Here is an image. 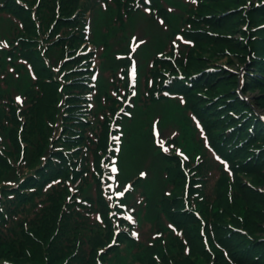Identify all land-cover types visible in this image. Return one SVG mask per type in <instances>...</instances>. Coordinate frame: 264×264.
Returning <instances> with one entry per match:
<instances>
[{
  "label": "rangeland",
  "instance_id": "374dc122",
  "mask_svg": "<svg viewBox=\"0 0 264 264\" xmlns=\"http://www.w3.org/2000/svg\"><path fill=\"white\" fill-rule=\"evenodd\" d=\"M150 6H153L157 9L159 6L162 5L164 10L161 9V17H169L172 16L173 20L175 21V27H178L180 24L182 25L181 28L175 33L177 35V39L175 40L174 44L172 45L169 50H173V52L167 55H171L172 59L171 62H160L157 65H154L153 69L155 70L154 74L151 73V80L147 86V95L141 93L138 98V101H133V108L139 107V105L149 107V112H136V119L131 121L127 126V132L124 134L125 130H121L119 133L120 140L118 145V152L115 162L116 168V180L119 183H123L128 178L138 175L142 173L145 175L143 180H149L152 178L148 168L150 166V157L147 154H143L142 156L139 155V149L143 145V140L148 132V127L153 126L159 133V135H163L168 139V141H164L165 145L169 147L171 150L170 152L174 155H181L184 152H187L184 156L189 159L191 162L198 160L202 156V147L200 141L197 137V133L195 128L193 127L194 124V116L189 110L191 108L194 110L195 106L203 103V97L208 99L206 102L210 103L211 106L217 105V103L212 100V96L207 94H203V83H200L201 80H190L186 84L182 83L180 80L179 72L183 71L187 73L188 71H196V70H203V67L208 69H212L213 67H223L225 66L227 69H231V71L237 70L239 65H242L243 62L246 60L249 54H254L255 50L260 52L264 56V14L258 13L256 10H249V7H252L255 1L259 0H221V1H212L207 2L205 5L203 4V0H147ZM0 3L1 0H0ZM166 4V5H164ZM234 9L235 13L232 18H226L225 20H219L223 23V29H216L211 33V28L206 26L203 19V13H211L216 14L221 11H225L228 9ZM258 13V14H257ZM0 15H2L0 13ZM143 16L132 18H124L117 15L116 18L114 14L104 15V17L98 18L95 21V25L102 24L104 29V36L100 39L98 33L94 34L91 39L93 43L89 45L88 51L95 53L90 56L92 62L96 64H100L101 67L107 72L104 73V78L98 80V89L97 93L101 92L104 94L105 100L107 105L110 107V112L113 115H110L108 121L111 123H117L116 120H119V115L115 114V108L117 110L122 108L126 103V99L130 98V93L127 94V98L125 100H118V98H112L114 93L117 90L122 88V85L126 87V82L124 84H120L117 79L116 70L122 64V60H115L112 65L103 62L104 59L108 57H115L116 48L114 46V39L121 37V33L125 31L128 26H133V33L137 35L138 39H141V42L137 43L135 47H131L129 50V55H125V57H129L130 60L134 64V80L132 84L139 85L143 82L146 73L148 71L150 65L151 54L154 51L152 46V39L154 42V34L156 33V39L160 41H166V37L159 38L161 35V30L163 29V25L161 24L162 20L154 18V21H150L146 18L144 14H140ZM4 18L0 17V41L3 40L4 34L7 31L6 28V17L2 15ZM125 16V15H123ZM176 17V20H175ZM160 28V29H158ZM118 33V35H116ZM131 31H128L124 37L129 39L131 36ZM203 33H205L209 38H218L213 42L203 43ZM150 39L149 40L147 39ZM6 38L8 35L5 36ZM104 39V40H103ZM103 40V41H102ZM11 41V37H10ZM97 41L98 43H94ZM123 45L126 46L125 42H122ZM244 46V47H242ZM95 47V48H94ZM251 50L250 52L248 51ZM248 53V55H247ZM122 55V53H121ZM5 57H0V78H1V85H0V109L6 107V104H14L18 99H16L17 95H21L22 93H29V75L27 71L21 67H16L14 71L10 69L7 64L4 62ZM205 60L207 61L205 63ZM263 61V59L259 60ZM69 65L71 62L68 63ZM206 64H209L207 66ZM264 65V62H263ZM66 65H63V69L66 68ZM113 69L111 70L109 69ZM173 70L172 74L169 72ZM260 74H264L263 71L260 69L258 70ZM174 75L176 82L175 85H171L168 87V90H165V93H168L169 96L167 98L161 100H155V95L161 96V89L164 86V79L168 76ZM79 74V82H84L85 78H80ZM123 78V77H122ZM130 78V77H129ZM203 78V74L201 75ZM109 81L107 82L106 81ZM148 81L146 78L145 83ZM200 83V84H199ZM112 84V88H107ZM53 87V84L50 85ZM224 89V88H223ZM257 90V89H256ZM141 91L142 87H141ZM257 93L264 94V86L257 90ZM246 95L249 96L247 93ZM115 97H121L120 94H117ZM53 98L57 99L56 96ZM212 100V102H210ZM159 105V106H157ZM124 109L121 110V115L124 114ZM169 112V116L168 113ZM73 113L75 110L72 111ZM191 113V117L190 114ZM195 112V111H194ZM9 111L5 110L3 113L6 115L4 122H6L7 127L5 130L0 131V156L6 159L7 166H9V170L7 167L0 166V203L4 205L5 203H12L16 196L19 194L21 195V200L29 198L26 193H14L12 188H7L9 185V181L17 178V176L21 175V167L18 160L21 156L19 150L11 146V137H10V129H11V121L10 115L7 116ZM196 113V112H195ZM242 116H246L247 112H243ZM222 119H225L223 117ZM239 120L236 117L232 116L231 121ZM168 121L170 125L168 127ZM227 124V123H226ZM120 128V126H119ZM125 129V128H124ZM113 135H116L113 133ZM169 136V137H168ZM154 135L152 134V128H150V133L148 138L145 139L147 143V149L153 155L158 157V160H153V165L155 170L163 169L165 164H168V167L174 166L173 159L174 158H164L161 159L159 154V150L157 145L155 144ZM115 143H116V138ZM166 139V138H165ZM260 145H262L263 141H257ZM205 144V143H204ZM169 150H167L168 152ZM97 153L94 152L90 154L87 158L88 160H92L96 158ZM205 158V156H203ZM108 162V159H106ZM150 169V168H149ZM8 171H11L12 178H5V173L7 177ZM153 173V171L150 169ZM255 182L251 181L247 184L248 187L245 189L248 193H254V195H248L250 197L245 198L242 196L243 199L249 201L255 200L259 201L258 205H251L254 212L252 214H248L245 218L244 213L241 212H231L229 215H225V219H229V221H240V218L247 219L246 222H238L236 227L239 223L243 224L239 227L245 235L248 231L250 234L251 230L255 228L256 232L253 235H260L264 232V203L262 202L263 199L260 197L262 194L264 195V184L259 178L254 175L252 178ZM162 181V180H161ZM141 181L137 180L136 183V190H142L147 194H150L157 186L150 185L146 183L145 185ZM140 185V186H139ZM183 185V184H182ZM255 185V186H254ZM161 183L159 182V187ZM25 185H21L20 189H23ZM31 187H36L33 184H27L25 189L29 191ZM140 187V188H139ZM229 187L232 188L230 185ZM38 189L45 193L47 189L38 187ZM182 189V186H181ZM258 190L262 193H259ZM90 191L95 192L94 190H87L85 192H81L78 197L82 198L83 201L87 202L90 206L89 198L87 196L90 195ZM240 190L238 189V192ZM228 192V191H227ZM225 192V193H227ZM261 194V195H260ZM109 198V197H108ZM43 199V198H42ZM110 200V199H109ZM99 204L97 205V212L100 214L103 222L101 223L100 227L98 228V236L99 241L97 246L94 249H103L107 244L110 243V240L114 236V231L111 228V223L115 220V214H109L108 211V204L105 199L99 198ZM30 202L23 203L21 205V210L24 212V216L27 220L38 222L40 220V209L37 206V202H33L34 207L27 208V205ZM263 203V204H262ZM105 211H103V210ZM216 207L210 204L209 207H204L201 209L202 212H207L205 216L209 219L213 218V214L210 211L215 210ZM7 209H5L6 211ZM257 211V212H255ZM106 212V213H105ZM72 215V211L68 210L67 208H63L62 206L59 209L57 222L63 225L64 230H68L67 224L70 222ZM5 216L4 214L0 213V223L2 221V217ZM113 219V220H112ZM249 223H253L249 227ZM9 221H7V224ZM199 226V225H198ZM139 227L141 229H145L146 224L142 221L139 222ZM249 227L246 231V228ZM12 232L8 235L9 238L14 239V235L16 232L14 229H10ZM24 230H27L25 227ZM164 239L166 241L173 240L171 232H163ZM60 235V228L53 234L52 239L54 241ZM130 239V236L123 235L120 239V244H115L117 238H115V242L109 245L103 253L114 252V251H123L125 247V243ZM202 244V240H201ZM64 255V253H63ZM195 262L198 264L203 263V260L194 259ZM212 262V261H211ZM210 262V264H211ZM39 264H42L41 260H39ZM209 264V263H207Z\"/></svg>",
  "mask_w": 264,
  "mask_h": 264
},
{
  "label": "trees",
  "instance_id": "16d2710c",
  "mask_svg": "<svg viewBox=\"0 0 264 264\" xmlns=\"http://www.w3.org/2000/svg\"><path fill=\"white\" fill-rule=\"evenodd\" d=\"M64 1V2H63ZM60 4V11L55 12L53 15V0H43L39 9L47 10L48 21L40 23V27L37 28L35 24L30 28H25L23 32L17 31L13 28L12 36L14 39H18L19 47L22 51L27 50L32 57L42 64H44L40 53L36 50V46L42 42L43 33L45 30L50 31L49 39L51 45L59 47L61 37L63 39L66 29H68V23L66 17H69L71 11L76 7V0H63ZM203 4L218 0H203ZM7 7L11 11L20 10L14 6V2L10 1ZM254 11V10H253ZM260 13V10H256ZM10 12L11 14H14ZM23 13V12H22ZM257 13V14H258ZM25 14V24L28 27L30 24L27 13ZM209 13H203V19L206 26L211 28V33L216 29H225L223 23L219 20H225L226 18H232L227 16L222 19H205V15ZM54 23V26L50 25ZM63 29L62 32H60ZM58 35L57 41L53 39ZM220 36H218L219 38ZM218 38H209L203 33V43L213 42ZM244 47V46H242ZM249 49V47H248ZM30 57V56H28ZM35 60V61H36ZM250 66L253 68L252 75L246 76V87L244 92L249 94L250 100L242 101L236 92L238 89L237 74L219 68L220 72L217 74H204L203 75V94L209 93L213 98H219L222 102L220 105L211 106L206 102L208 99L203 97V103L195 106L194 111L201 119L202 124L208 132L211 142L217 144V152L228 160L233 172V179L230 180L223 172H219L217 180L213 183L210 192L212 198L206 200L207 188L201 192L203 202L197 203L198 208L204 209V207L215 206L216 209L210 211L213 214V218L209 219L207 212H202L203 219L206 223L205 229L200 232V223L198 226L197 221L192 215L183 213V203L180 199L181 186L183 184L181 176H178L176 171H169L170 182L175 185V190L169 198H162L160 201V207L166 218L172 221L178 228L182 229L183 236L187 241L188 252L183 255L181 250V243L174 237L171 241H166L164 244L159 242L155 243L153 247L147 248L145 245L139 253L135 255H126L124 253L114 251L111 256V262L114 264H198L194 259H201L203 263L207 264H264V232L260 235H253L256 232L255 228L251 230L250 234L247 229L253 225L249 223V227L246 228L248 235H242L231 229H239L243 224L238 222H246L245 219L248 214L254 212L251 205H258L259 201L251 199H243L250 197L248 195H254V193H248L245 191L248 185L243 178L250 182H255L252 178L256 175L259 180L264 184V149L261 150L259 156L255 155L259 148L257 141L264 142V125L258 122L257 116L254 114V109H262L264 111V94L257 93V90L264 86V74H260L259 69L264 73V66L260 63H256L255 59H251ZM207 61L205 60V63ZM243 64H247L245 60ZM207 66L209 64H206ZM249 64H247L248 66ZM205 66L203 67V71ZM39 75L41 74L38 73ZM224 88V89H223ZM257 89V90H256ZM221 96V97H220ZM228 100H230L228 102ZM212 102V100H210ZM252 104V105H250ZM47 105H37L35 109L34 117L30 120V125L23 131V140L27 142L28 148L26 149L27 166L37 174L39 179L45 180L52 177L56 173V167L51 164L48 159L47 166L44 168H37L38 163L37 155L40 154L47 143H49L48 135L52 132V129L47 128L42 117L52 119L54 114L57 117L54 118V122L58 120L61 125L67 122V127L73 126L74 118L71 115L66 118L67 112L61 113L59 109L54 107V113L46 110ZM235 111V115H239L242 112H247L246 116H242L239 120H233L230 112ZM13 112L11 113V117ZM225 117V119H222ZM227 123V124H226ZM69 125V126H68ZM249 126V127H248ZM248 127V128H247ZM251 127L253 130H251ZM45 129L47 139L45 138ZM230 130V133L229 131ZM228 131V132H227ZM11 146L19 149L16 142V137L13 131L10 132ZM61 137V135H60ZM99 147H103L105 137H101ZM100 138V139H101ZM62 141V138H60ZM217 142V143H216ZM223 142V145H221ZM67 147L73 146L72 143L66 141ZM58 156V160L65 166L67 160L60 154H54ZM71 161V159H70ZM0 166L7 167L6 159L0 156ZM72 168V167H70ZM66 168V171L67 172ZM63 171V170H62ZM58 173V172H57ZM5 178L11 179V171H8ZM33 184L37 188V192L34 194H28L27 199L21 200V195H17L12 203H0V213L5 216L2 217L0 223V264H4V261H8L11 264H39L41 260L42 264H64V260L68 259L69 262L65 264H97L95 249L91 250L82 242L78 243L75 237L76 231L89 224V219L74 208V204L67 206L68 210L72 211L70 222L67 224L68 230L63 229V225L57 222L59 209L62 203V195L55 196L53 193L47 194L45 201L41 202L40 220L38 222L29 220L27 230H24L21 222H14L11 219V215L14 214L17 218L18 214H24L21 210V205L26 202H30L27 208L34 207V198L39 195L40 181H36L31 175H26L23 185ZM232 186L229 187V186ZM255 186V185H254ZM24 187V189H25ZM34 188V187H31ZM238 189L240 190L238 192ZM228 191V192H227ZM14 193L19 192L13 191ZM227 192V193H225ZM67 190L64 189L63 196L67 194ZM239 194V195H238ZM261 195V194H260ZM264 203V195H261ZM209 203V204H208ZM262 203V204H263ZM264 205V204H263ZM5 209H7L5 211ZM244 213L245 218H240V221H229L225 219V215L233 212ZM257 212V211H255ZM9 221V224H7ZM16 224V225H15ZM56 224L59 225L60 235L52 239L53 234L56 232ZM10 229H14L16 235L14 239L9 238L8 235L12 232ZM203 235V236H202ZM202 241H207L210 246V251L204 250ZM183 245V244H182ZM219 247L221 250H219ZM227 253L228 259L223 256ZM64 253V255H63ZM153 254V257H152ZM104 257V256H103Z\"/></svg>",
  "mask_w": 264,
  "mask_h": 264
}]
</instances>
